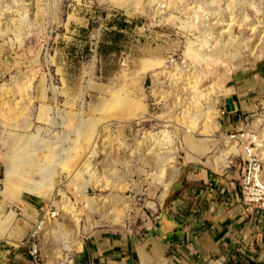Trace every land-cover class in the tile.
I'll return each mask as SVG.
<instances>
[{
  "label": "rangeland",
  "instance_id": "1",
  "mask_svg": "<svg viewBox=\"0 0 264 264\" xmlns=\"http://www.w3.org/2000/svg\"><path fill=\"white\" fill-rule=\"evenodd\" d=\"M248 131L264 137V0H0V243L30 250L53 210L42 262L77 264L156 227L190 173L239 177Z\"/></svg>",
  "mask_w": 264,
  "mask_h": 264
},
{
  "label": "crops",
  "instance_id": "2",
  "mask_svg": "<svg viewBox=\"0 0 264 264\" xmlns=\"http://www.w3.org/2000/svg\"><path fill=\"white\" fill-rule=\"evenodd\" d=\"M0 264H33L29 248L0 243ZM77 264H264V212L244 202L240 176L195 171L156 227L95 238Z\"/></svg>",
  "mask_w": 264,
  "mask_h": 264
},
{
  "label": "built area",
  "instance_id": "3",
  "mask_svg": "<svg viewBox=\"0 0 264 264\" xmlns=\"http://www.w3.org/2000/svg\"><path fill=\"white\" fill-rule=\"evenodd\" d=\"M256 137L257 135L253 131L244 132L239 137L244 148H246L244 149L246 153L238 162L241 169L240 188L244 202L264 212V160L258 152ZM52 211L45 214L41 219L29 241L30 244L33 243L30 248V257L33 264H43V250L39 239L43 237L44 232H47L49 223L60 216L58 213L52 214Z\"/></svg>",
  "mask_w": 264,
  "mask_h": 264
},
{
  "label": "bare ground",
  "instance_id": "4",
  "mask_svg": "<svg viewBox=\"0 0 264 264\" xmlns=\"http://www.w3.org/2000/svg\"><path fill=\"white\" fill-rule=\"evenodd\" d=\"M167 8V7H166ZM162 13V11H161V9L160 10H158V12L156 13V15L158 14V15H160ZM194 17H196L195 15H194ZM191 18H193V16L191 15ZM194 21H193V24H186V27H183L182 25H181V29H183V31L184 32H186V35H199V32H197V27L196 26H199V25H201V22H203L204 20L203 19H200V18H197L196 17V20L198 21L197 23H198V25H195V22H196V20L195 19H193ZM162 64V63H161ZM159 65H160V63H159ZM153 66H155L153 63H150V62H144V72L145 73H147V72H149V70L153 67ZM119 97H121V96H119ZM126 102H127V98H126ZM131 103H132V106H135L136 105V100H132L131 101ZM126 104H128V102L126 103ZM61 115V114H60ZM133 114H129V116H131V120H139V118H137V117H135V116H132ZM129 121V120H128ZM131 122V121H130ZM255 141L257 142V144H258V146H259V151H261L259 154L261 155V157H263L262 156V152L264 151V137H256L255 138ZM26 147V146H25ZM21 148V147H20ZM23 148V147H22ZM12 167L13 166H11V165H9L8 166V174L9 175H11L12 174ZM37 183V182H36ZM41 183V182H40ZM38 184H39V182H38ZM36 185V184H35ZM167 186V185H166ZM44 187V186H43ZM12 216V215H11ZM10 216V217H11ZM12 219V218H11Z\"/></svg>",
  "mask_w": 264,
  "mask_h": 264
},
{
  "label": "water",
  "instance_id": "5",
  "mask_svg": "<svg viewBox=\"0 0 264 264\" xmlns=\"http://www.w3.org/2000/svg\"><path fill=\"white\" fill-rule=\"evenodd\" d=\"M226 103H227V110L228 112L232 113L235 111V107H234V102L232 99H227L226 100Z\"/></svg>",
  "mask_w": 264,
  "mask_h": 264
}]
</instances>
